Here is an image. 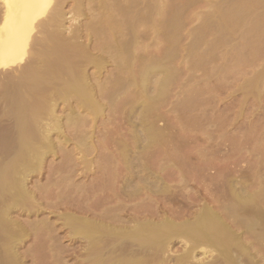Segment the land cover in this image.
<instances>
[{
	"label": "bare ground",
	"instance_id": "1",
	"mask_svg": "<svg viewBox=\"0 0 264 264\" xmlns=\"http://www.w3.org/2000/svg\"><path fill=\"white\" fill-rule=\"evenodd\" d=\"M151 1L0 0V120L10 123L0 121L7 128L0 137V264H68L64 255L76 244L81 264H264L252 247L264 246L262 191L230 179L212 206L172 208L175 195L144 161L156 139L152 109L165 103L174 73L167 53L145 60L137 52L152 46ZM153 75H162L153 82L155 97ZM60 106L70 110L65 123ZM115 108L131 147L97 138L96 121ZM59 155L47 183L29 188L48 157ZM19 212L36 219L21 223ZM46 213L57 221L38 219ZM30 238L33 247L22 252Z\"/></svg>",
	"mask_w": 264,
	"mask_h": 264
},
{
	"label": "rangeland",
	"instance_id": "2",
	"mask_svg": "<svg viewBox=\"0 0 264 264\" xmlns=\"http://www.w3.org/2000/svg\"><path fill=\"white\" fill-rule=\"evenodd\" d=\"M151 2H154L151 6L155 4L152 6L153 32L150 33L153 42L149 41L152 46L148 50L141 46L137 52L141 57L144 55L145 60H150L146 59L147 57L151 60L160 59L167 53V66L170 67L169 71L174 73L169 76L165 103L158 105L157 102L158 106L155 105L152 109L154 113L151 111L156 139L152 144L154 147L151 146L150 152L147 151L148 154L143 156L150 170L156 175L159 173V184L163 182L175 195L167 204L172 205V208L184 207L190 203L212 206V202L225 193L224 188L228 186L230 179H243L250 193L262 191L264 195V0ZM71 5L69 2L65 6L67 13L71 10ZM140 7L144 8V4ZM70 18L71 15H68L67 19ZM234 19L238 20L235 22ZM81 20V24L90 21ZM65 24L66 27L76 25L70 21ZM174 24L179 25L176 26L180 28L177 33L178 29H173ZM162 28L166 30L163 29L164 33ZM174 31L175 33H172ZM92 69L90 68L89 72H92ZM109 69H112L111 66L104 76H109ZM161 77L162 75L151 76L153 80L150 96H156L153 82L156 83ZM62 107L57 108V115L65 123L70 110ZM118 108H115L118 110L116 113L112 110L115 118L107 109L105 116L96 121V132L101 131L97 138L107 137L109 141L111 138L112 142L113 138L115 141L119 138L118 140L129 143L131 147L132 144L130 145L131 142L127 138L129 128L127 123H122V110ZM0 121L7 124V119ZM3 127L4 125L0 126ZM4 128V132L0 129V137L7 132V128ZM67 134L69 136L71 133ZM123 134L128 142L123 140L126 139ZM70 139L73 141V138ZM72 147L74 142L69 145V148ZM146 157L149 160L145 159ZM61 160V155L48 157L43 176H33L29 188H34L36 183L46 184L51 168L49 166L52 163L53 167L57 166ZM177 196L180 198H176ZM181 202L183 206L180 205ZM262 209L264 211L263 207ZM19 214L21 212L15 213L14 218L17 217L21 223L36 219ZM44 217L52 218L53 215L46 213L38 219ZM52 220L57 221L55 218ZM60 232L64 238L63 245L71 247L73 244L66 237L67 232ZM253 238L248 240L255 242V237ZM253 244V252L260 251L264 255V246L256 245L257 242ZM33 245L34 240L30 238L21 251L25 252ZM75 246L79 247V244ZM78 247H75L76 250L71 247V253L64 255L68 264H81L82 257ZM181 248L180 244H176L173 251L179 252ZM75 253L80 255L75 256ZM31 261L29 258L28 264H31Z\"/></svg>",
	"mask_w": 264,
	"mask_h": 264
}]
</instances>
